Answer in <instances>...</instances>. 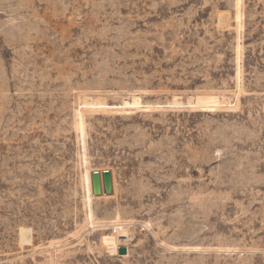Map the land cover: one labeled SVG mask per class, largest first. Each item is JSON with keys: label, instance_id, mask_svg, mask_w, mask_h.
<instances>
[{"label": "rangeland", "instance_id": "374dc122", "mask_svg": "<svg viewBox=\"0 0 264 264\" xmlns=\"http://www.w3.org/2000/svg\"><path fill=\"white\" fill-rule=\"evenodd\" d=\"M0 264H264V0H0Z\"/></svg>", "mask_w": 264, "mask_h": 264}, {"label": "water", "instance_id": "95a60500", "mask_svg": "<svg viewBox=\"0 0 264 264\" xmlns=\"http://www.w3.org/2000/svg\"><path fill=\"white\" fill-rule=\"evenodd\" d=\"M92 194L94 197L103 195L112 196L114 194L113 176L110 171L93 172L91 174ZM120 256L128 255V249L122 247L118 251Z\"/></svg>", "mask_w": 264, "mask_h": 264}, {"label": "bare ground", "instance_id": "6f19581e", "mask_svg": "<svg viewBox=\"0 0 264 264\" xmlns=\"http://www.w3.org/2000/svg\"><path fill=\"white\" fill-rule=\"evenodd\" d=\"M126 104L130 105L128 102ZM127 240L128 237L126 236V232L122 229H119L114 236L104 237L103 243L106 247L110 248L109 252L117 254L121 246L125 244Z\"/></svg>", "mask_w": 264, "mask_h": 264}]
</instances>
